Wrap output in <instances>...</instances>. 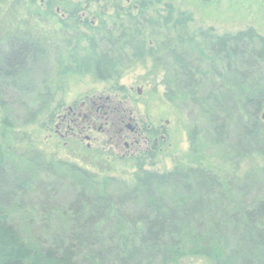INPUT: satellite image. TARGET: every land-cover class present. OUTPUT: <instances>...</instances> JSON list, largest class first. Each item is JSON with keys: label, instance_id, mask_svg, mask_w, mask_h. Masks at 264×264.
Wrapping results in <instances>:
<instances>
[{"label": "trees", "instance_id": "obj_1", "mask_svg": "<svg viewBox=\"0 0 264 264\" xmlns=\"http://www.w3.org/2000/svg\"><path fill=\"white\" fill-rule=\"evenodd\" d=\"M137 8L135 17L142 15L147 5ZM76 12L71 10L69 17H76ZM190 19V14L186 16L180 11L173 19L170 11L159 15V21L149 20L152 28H161L158 35L154 29L147 32L149 40H153L149 51L170 59L163 81L167 99L193 106L209 127L211 144L217 149L224 146L225 152L218 149L217 153L223 160V171L192 163L157 173L143 169V163L137 162L139 157L138 170L127 181L99 176L74 164L47 160L32 149L27 138L13 137V126L4 120L0 133V179L8 159L18 157L34 170L54 173L57 169V173L77 175L82 188L76 198L79 205L71 208L73 218L67 240L55 239L42 251L27 245L1 212L0 264H85L80 260L83 247L80 249L76 236H88L90 229L104 225L107 217L112 218L111 222L126 221L130 228L139 224L140 232L135 237L133 232L129 233L118 242L115 233L98 238L102 247L108 243L98 253L101 264L109 263L102 254L108 251H112L110 256L117 264H181L197 256L208 258L212 264H264V194L248 195L254 184L264 181V165L239 174V165L257 151L259 139L264 137V124L258 117L264 108V36L252 28L218 34L212 27H199L187 33L184 28ZM132 20L133 31L123 25L112 37L105 35L104 39L103 34L97 33L81 49L83 55L77 59L96 79L111 80L119 60L143 57L144 47H139L142 40L138 38L142 36L137 29L140 24L136 18ZM94 38L98 45L103 44L97 48ZM41 42L20 26L0 29V83L26 90L20 84L24 60L40 50ZM51 85L43 83L40 91H51ZM47 100L45 108L51 97ZM37 109L43 108L39 104ZM233 113L242 126V134L239 146H226ZM33 120L31 116L21 124L18 118L15 122L26 125ZM195 132L191 131L190 140ZM240 145L246 150L240 151ZM128 204L141 209L126 215L120 210ZM77 217L83 225L76 224ZM84 239L82 246L94 245L90 239ZM86 257L93 263L91 255Z\"/></svg>", "mask_w": 264, "mask_h": 264}, {"label": "rangeland", "instance_id": "obj_2", "mask_svg": "<svg viewBox=\"0 0 264 264\" xmlns=\"http://www.w3.org/2000/svg\"><path fill=\"white\" fill-rule=\"evenodd\" d=\"M49 1L50 6L45 3ZM133 4L137 7L147 5L143 14L138 15L140 18L135 17L138 8H133ZM73 9L77 10L76 17L70 18L69 13ZM170 11L173 19L179 11L186 16L190 14L191 19L184 28L187 33L199 27H212L218 34H234L252 28L264 36V0H131L130 3L125 0H0L1 30L20 26V29H28L42 41L40 50L24 60L25 71L20 84L26 90L22 88L19 91L0 83V133L3 121L6 120L8 125L13 126V137L27 138L32 149L42 153L47 160L63 161L99 176H114L126 181L138 170L137 162L143 163V169L157 173L192 163L223 171V160L217 157V153L218 149L225 152L224 146L217 149L211 144L209 127L193 106L178 99H167L163 81L170 59L158 52L152 55L149 51L153 40H149L147 32L155 28L150 26L149 20L159 21V15L165 16ZM135 18L140 24L137 29L142 36L138 38L142 40L139 47L141 44L144 47L143 57L119 60V67L111 80L96 79L92 71H88V67L77 59L83 55L81 49L86 47L88 38L95 37L97 33L103 34L104 39L116 35L123 25L128 31H133L132 19ZM88 26L99 30L89 29ZM154 32L158 35L161 28L154 29ZM125 39L128 40L127 37ZM93 40L97 48L103 44L101 42L98 45L97 40ZM43 83H52L49 86L51 91L41 92ZM87 93L104 99L108 96L112 105L120 110L119 113L125 110L126 115L137 116L145 126L155 129L160 136L155 153L150 157H140L141 161L136 162L135 159L115 158L97 148L90 152L77 150L74 145L65 146L62 140L50 139L46 127L50 113L61 111L74 99ZM50 97L51 101L45 108V102ZM39 104L43 109H37ZM263 112L264 108L258 117L264 124L261 118ZM31 116L34 117L33 122L26 125L15 122L18 118L21 124L23 119ZM235 118L232 119L224 142L226 146H239L242 126L237 116ZM192 130L196 132L190 140ZM259 141L257 151L245 157L239 165V174L264 165V137L261 136ZM243 150L246 148L240 145V151ZM3 169L4 174L0 179V213L6 215L7 223L15 228L20 238L27 245L41 251L55 239L66 241L69 222L73 218L71 208L79 205L76 198L82 188L80 178L77 175L57 173V169L54 173L34 170L18 157H10ZM253 186L248 195L253 193L254 197H261L264 194V181ZM123 208L120 211H125L126 215H133L141 209L135 204ZM111 220L107 217L104 225L90 227L91 233L88 236L87 233L83 238L76 236L80 249L83 247L80 260L85 264H101L98 263V253L106 244L103 247L98 244L101 236L115 233L113 235L118 242L129 233L133 232L135 237L140 232L139 224H133L130 228L126 221ZM83 223L77 217L76 224ZM85 237L94 245L82 246L80 242ZM111 252L102 254L109 260L107 264H117L112 260ZM86 255L92 256L93 263L88 262ZM181 264L212 263L204 256H197Z\"/></svg>", "mask_w": 264, "mask_h": 264}, {"label": "flooded vegetation", "instance_id": "obj_3", "mask_svg": "<svg viewBox=\"0 0 264 264\" xmlns=\"http://www.w3.org/2000/svg\"><path fill=\"white\" fill-rule=\"evenodd\" d=\"M45 3L51 5L50 1ZM133 8L137 6L133 4ZM109 99L87 93L53 112L46 125L50 139L62 140L65 146L74 145L77 150L90 152L97 148L115 158L137 160L152 156L159 144L156 130L145 126L137 116L126 115L125 110V114L119 113Z\"/></svg>", "mask_w": 264, "mask_h": 264}, {"label": "water", "instance_id": "obj_4", "mask_svg": "<svg viewBox=\"0 0 264 264\" xmlns=\"http://www.w3.org/2000/svg\"><path fill=\"white\" fill-rule=\"evenodd\" d=\"M261 118L264 121V112L261 114Z\"/></svg>", "mask_w": 264, "mask_h": 264}]
</instances>
